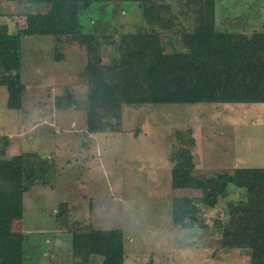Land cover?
I'll return each instance as SVG.
<instances>
[{"label": "rangeland", "instance_id": "rangeland-1", "mask_svg": "<svg viewBox=\"0 0 264 264\" xmlns=\"http://www.w3.org/2000/svg\"><path fill=\"white\" fill-rule=\"evenodd\" d=\"M209 2L215 24L241 16L223 22L219 30L247 34L259 28L256 11L262 0ZM7 3L0 0V32L13 34L24 27V20L15 17L17 8ZM169 3L177 17L169 29L189 31L188 10L181 1ZM79 23L83 33L94 32L104 65L116 56L121 34L149 28L133 2L94 3L79 16ZM69 44L64 47V41L48 36L21 37L20 110L5 108L6 93L0 87V148L6 144L0 158L25 154L55 163L47 184L23 195L22 218L11 224V230L25 236L26 260L72 264L70 236L55 215L57 206L66 203L68 223L121 231L123 264H248L246 251L222 249L211 229L212 220L222 217L225 202L242 198L244 191L228 185L226 197L210 210L197 202L205 229L181 230L171 224L173 204L185 198L196 202L200 193L173 188L169 156L178 163L187 153L194 177L235 168L264 169V103L122 106L118 123L108 118L106 129L88 133L81 78L85 56L76 43ZM100 261L90 258V264Z\"/></svg>", "mask_w": 264, "mask_h": 264}, {"label": "trees", "instance_id": "trees-1", "mask_svg": "<svg viewBox=\"0 0 264 264\" xmlns=\"http://www.w3.org/2000/svg\"><path fill=\"white\" fill-rule=\"evenodd\" d=\"M3 1L15 6V17L24 20V27L13 34L0 32V87L5 89L7 110L22 108L24 86L18 71L23 36H48L64 41V47L74 42L81 48L88 133L106 129L108 118L118 123L122 106L264 103V0L260 28L247 34L219 30L223 22L241 16L215 24L212 0H178L190 13L189 31L169 29L170 21L177 18L171 12L170 0ZM111 1L137 4L149 28L121 34L114 49L116 56L104 65L94 32H82L79 16L94 3ZM59 102L55 99L56 107ZM5 147L2 142L0 155ZM183 155L178 163L169 156L172 186L198 191L200 197L196 202L177 200L171 208V224L186 231L204 230L197 202L213 209L226 197L227 186L233 185L244 191L243 197L225 202L222 217L211 222L212 232L222 249L244 250L248 264H264V169L235 168L231 173L194 177L191 158L185 152ZM54 168L53 160L31 159L25 154L0 158V264H27L25 236L21 230H11V224L22 218L23 195L35 185H46ZM66 206L58 205L55 215L70 236L72 264H90L92 257H100V264H123L121 231L95 229L78 221L68 223Z\"/></svg>", "mask_w": 264, "mask_h": 264}, {"label": "crops", "instance_id": "crops-1", "mask_svg": "<svg viewBox=\"0 0 264 264\" xmlns=\"http://www.w3.org/2000/svg\"><path fill=\"white\" fill-rule=\"evenodd\" d=\"M262 4H263V1H262ZM256 18H257V25L259 26L260 28V25H261V22H262V18H263V6L262 5H259V8L258 10L256 11ZM240 27V26H239ZM258 28V29H259ZM28 258V257H27ZM26 258V259H27ZM29 260L31 261H28L27 260V264H33V263H36V260L35 258L33 257H29ZM72 261V260H71ZM71 263V262H70Z\"/></svg>", "mask_w": 264, "mask_h": 264}]
</instances>
